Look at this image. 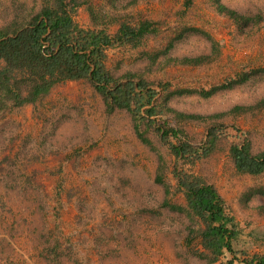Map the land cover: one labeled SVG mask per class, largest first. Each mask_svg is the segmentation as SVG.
I'll use <instances>...</instances> for the list:
<instances>
[{
    "label": "rangeland",
    "instance_id": "rangeland-1",
    "mask_svg": "<svg viewBox=\"0 0 264 264\" xmlns=\"http://www.w3.org/2000/svg\"><path fill=\"white\" fill-rule=\"evenodd\" d=\"M80 1L75 20L86 28L114 34L122 23H153L139 45L109 48L106 64L117 77L155 84L157 102L176 110L158 123L207 142V154L183 168L214 184L244 227L237 256L264 254V172L238 173L229 152L245 138L253 153L264 151V0H221L240 21L215 0ZM43 4L0 0V27L26 22ZM218 124L224 133L207 141ZM143 128L146 142L132 114L108 112L85 80L0 110V264H205L190 232L201 218L175 188L176 158L153 121Z\"/></svg>",
    "mask_w": 264,
    "mask_h": 264
},
{
    "label": "trees",
    "instance_id": "trees-1",
    "mask_svg": "<svg viewBox=\"0 0 264 264\" xmlns=\"http://www.w3.org/2000/svg\"><path fill=\"white\" fill-rule=\"evenodd\" d=\"M215 1L219 11L237 21L246 19L221 0ZM43 2L41 10L26 22L14 20L0 27V110L35 104L65 81H88L102 95L108 112L122 108L132 114L136 134L143 141H148V130L143 128L147 118L153 121V128L170 147L176 158L175 188L184 194L188 208L201 218V227L190 232L200 240L203 249L196 253L206 259L205 264H235L239 259L242 264H264V254L246 255L241 251L242 256H237L235 244L245 237L244 227L214 184L183 168L186 164H196L207 154V142L196 145L185 129L166 122L158 123L159 117L176 113V110L157 102L155 84L131 72L117 77L106 64L109 48L139 45L155 30L153 23L149 20L136 25L122 23L112 34L105 29L83 27L75 20L80 0ZM230 85L232 83L222 87ZM217 89L201 93L210 95ZM224 127L218 124L209 128L207 141L218 140ZM229 152L238 173L257 175L264 172V151L253 153L247 138L232 143ZM156 181L161 182L162 177L157 176ZM168 202L165 200L164 204ZM191 241L190 234L188 243ZM223 257L225 261H221Z\"/></svg>",
    "mask_w": 264,
    "mask_h": 264
}]
</instances>
